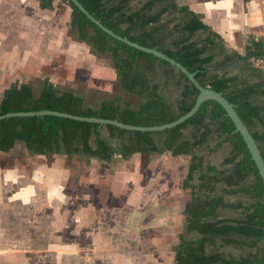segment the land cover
<instances>
[{
    "label": "trees",
    "instance_id": "obj_1",
    "mask_svg": "<svg viewBox=\"0 0 264 264\" xmlns=\"http://www.w3.org/2000/svg\"><path fill=\"white\" fill-rule=\"evenodd\" d=\"M35 1L42 10L52 9V0ZM59 1L70 11L68 32L94 56H109L119 89L136 96V107L112 98L94 110L84 108L82 96L44 79L35 96L30 85L11 83L0 93V116L51 111L155 127L188 112L198 91L187 77L115 37L124 38L173 60L201 88L233 105L264 163V72L249 63L264 55L262 43L250 40L240 56L225 48L200 15L175 0H75L84 12L70 0ZM234 130L221 106L211 100L179 125L154 132L47 115L9 117L0 119V152L19 143L29 155L104 163L132 155L186 156L181 187L189 190L190 199L182 211L172 264H264V185Z\"/></svg>",
    "mask_w": 264,
    "mask_h": 264
},
{
    "label": "crops",
    "instance_id": "obj_2",
    "mask_svg": "<svg viewBox=\"0 0 264 264\" xmlns=\"http://www.w3.org/2000/svg\"><path fill=\"white\" fill-rule=\"evenodd\" d=\"M175 2L200 15L202 23L219 36L225 48L240 56L244 55L250 40L264 46V0ZM69 13L68 7L59 0H52L51 10L40 9L35 0H0V69H3L4 84L10 79L11 83L26 84L31 83V78H46L53 86L69 87H56L59 90L76 92L73 89L75 85H86L85 93L94 90L108 92L112 82L116 81L109 56L96 57L85 44L75 40L67 28ZM243 79L249 82L253 80L251 76H244ZM16 147L22 148L16 143L12 149ZM34 158L39 161L45 157ZM92 160L93 165L103 164ZM55 168V165H51L49 171ZM38 171L35 166L28 175L34 176ZM121 173L114 172L104 183H110L111 189L104 187L101 192L103 187L100 185L105 180V174H95L94 166L89 167L79 180L81 192L78 193L80 189H77L74 199L65 197L61 204L57 197L61 189L41 187V184L31 189L27 178L21 174L9 175L0 170V226L13 228L17 232L23 226V220L30 215L31 224L27 226L37 235L44 234L43 242L48 244L53 264H58L63 257L65 264H165L168 255L165 254L160 226L167 224L164 219L151 221V224L150 219H143L138 224L135 204L139 199L135 200V196L139 193L131 192L137 182ZM156 175L162 180H157L160 188L165 185L163 181L167 182L169 189L175 186V175L166 173L165 177L162 172ZM19 184L24 186L19 187ZM59 196L62 198L61 194ZM105 196L111 197L108 204H93V199L98 201ZM147 198L142 196L141 202H147ZM121 201L126 203L127 209L115 210ZM5 211L9 212L8 220L4 217ZM153 227H158V238L153 236ZM147 233L150 235L143 237L142 241L138 238V234ZM124 246L126 249L122 250ZM11 253L15 252L9 251L10 256Z\"/></svg>",
    "mask_w": 264,
    "mask_h": 264
},
{
    "label": "rangeland",
    "instance_id": "obj_3",
    "mask_svg": "<svg viewBox=\"0 0 264 264\" xmlns=\"http://www.w3.org/2000/svg\"><path fill=\"white\" fill-rule=\"evenodd\" d=\"M2 77L3 69L1 68L0 93L11 84V79L8 83L6 81V83L4 84L2 82ZM39 79L31 78V83H26L31 86L34 96L37 94V88L42 82V80ZM55 87L64 89L69 88L65 85L60 87L56 85ZM86 87V85H75L73 88L75 89L77 94L86 96L85 98L83 97L82 102V106L84 108L87 107L94 110L98 107L99 103L102 100H109L112 98L121 99L122 101L129 104L130 108L136 107V96L122 92L119 89L117 81L112 82V85L108 88L107 93H103L97 90L91 91L90 93H85L87 90ZM34 156L35 155L26 154L21 147H16L10 152L0 154V170L3 173H8L9 175L18 173L21 174L23 177L27 178L26 180L28 183V187L31 189H33L34 187L36 188V185L38 184H41V187L45 186L47 188L61 189V193L57 195V197L60 199V202L58 203L61 204L64 203L65 197L70 200L74 199L77 194V189H80L78 193L81 192L82 184H79V180L82 178L85 171L89 167L92 168V166H94L95 174H105V180L104 178H102L104 182L102 181L103 184L100 185V187H103L100 189L101 192H103L104 187L106 188V190L108 186L111 189L110 183L109 185H105L104 183L109 180V177L114 172H122L124 173L123 175L125 177L133 179L135 182H137L135 189L131 191H134V193H139L138 196H135V200L139 199L135 204V208H137L136 212H138L137 222L140 225L143 219H150L151 224V221L164 219L165 223L168 226V228L166 229L165 227L167 226H160L162 227V229H160L161 237L165 243V254L168 255H165L166 258L164 262L165 264H172L174 254L172 251V247L176 245V242L178 241V234L182 231V211L184 205L190 199L189 190L182 189L181 187V181L183 180L186 172V167L189 159L188 157L178 156L173 158L168 154H163L145 158L139 155H134V157L136 158H133L132 156L125 161L117 160L113 163L103 162L104 165L102 164V166H100L99 163H94L93 165L94 161L92 159L86 158L49 156L41 158V160L37 161ZM51 165L56 166L54 171H49L51 170ZM35 166L39 169L38 172H35L36 175L35 173L34 176L28 175L32 168ZM159 172H162L165 177L166 173L175 175V186H173L172 189H169L166 186L168 185L166 181H163L165 182V185H161V188L159 187V182H157V180H160L161 177L158 178V176L156 175V173ZM50 173L54 175L51 174V176H49L48 174ZM151 181H153V184L151 183ZM154 185L156 186L154 188H151ZM18 186L23 187L24 185L19 184ZM165 190H167V193H165ZM60 194L62 195V198L59 196ZM142 196H147L149 200L142 203ZM110 198V196H105L103 197V199L101 198L98 201L97 199H93V204H95V202H98L99 205L108 204V200L111 201ZM28 204L29 203H27V205ZM112 204L113 203H111L110 205ZM116 207L117 209L115 210L127 209L126 203H124L123 201H121V203H118ZM8 213V211H5L4 217L7 220ZM28 216L26 220H23V226L18 229L17 232H15L13 228L0 226V264H53L50 259L51 251L48 249V244L43 242V240H45L44 234L37 235L32 232V228H28L27 225L31 222V217L29 218ZM155 228L153 229V232L154 230L155 232H151V234H154V238H158V234L156 233L158 227ZM19 230L21 231L20 234H18ZM147 235H150V233H147L146 235L138 234V238L142 241L143 237H146ZM125 249L126 247L124 246L122 250ZM9 251L15 253H11L12 256H10ZM58 264H65L64 257L62 258V260H59Z\"/></svg>",
    "mask_w": 264,
    "mask_h": 264
},
{
    "label": "water",
    "instance_id": "obj_4",
    "mask_svg": "<svg viewBox=\"0 0 264 264\" xmlns=\"http://www.w3.org/2000/svg\"><path fill=\"white\" fill-rule=\"evenodd\" d=\"M70 1L80 11L84 12L83 9L77 4V2L75 0H70ZM103 30L111 35V33L109 31H107L105 29H103ZM115 38H117L118 40H121L122 42H124L125 44L129 45L130 47H133V48H135L137 50H140L142 52L151 54V55H153V56H155V57H157V58H159L161 60L166 61L171 66L176 68L178 71L183 73L198 91V95L196 96V99H195L194 104L191 107V109L188 112H186L184 115H182L181 117L177 118L175 121H173L171 123H168V124L155 126V127H133V126H129V125H124V124L118 123L116 121L96 119V118L77 117V116H71V115H67V114H63V113H57V112H51V111L26 112V113H23V112L22 113H8V114H4V115L0 116V119L9 118V117H31V116H44V115H47V116H56V117L66 118V119H70V120H74V121H80V122H86V123H94V124H98V125H112V126H115L117 128H120V129H123V130H126V131L154 132V131H161V130H164V129H169V128H172V127H174L176 125H179L184 120H186L187 118L192 116L196 112V110L198 109L199 105L202 102H204L206 100H211V101H214L218 105L221 106V108L225 112V115L230 119V121L234 125V128H235L234 131L237 132L240 135L242 141L244 142L245 147H246V149H247V151H248V153L250 155V158L253 161V163L255 165V168L257 169V173H258V175H259V177H260V179H261V181H262V183L264 185V163H263L262 158H261L258 150L256 149V146H255L251 136L249 135L247 129L244 127V125L242 124L241 120L238 118L237 114L235 113L233 105L229 104L220 94L215 93V92H213L211 90H208V89L201 88L197 84V82L194 80L192 74H189L179 64H177L173 60L165 57L164 55L160 54L159 52H156V51L151 50V49L140 47V46H138L136 44H133V43H129L124 38L123 39L118 38V37H115Z\"/></svg>",
    "mask_w": 264,
    "mask_h": 264
},
{
    "label": "built area",
    "instance_id": "obj_5",
    "mask_svg": "<svg viewBox=\"0 0 264 264\" xmlns=\"http://www.w3.org/2000/svg\"><path fill=\"white\" fill-rule=\"evenodd\" d=\"M249 63L252 68L264 72V55L258 58H251Z\"/></svg>",
    "mask_w": 264,
    "mask_h": 264
}]
</instances>
